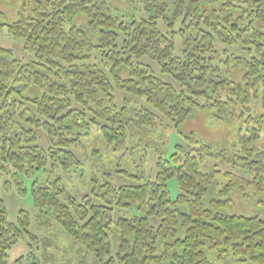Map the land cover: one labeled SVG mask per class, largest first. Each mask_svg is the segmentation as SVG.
<instances>
[{"label":"trees","instance_id":"1","mask_svg":"<svg viewBox=\"0 0 264 264\" xmlns=\"http://www.w3.org/2000/svg\"><path fill=\"white\" fill-rule=\"evenodd\" d=\"M8 30L35 60L0 46V180L10 176L6 186L25 195L22 177L33 179L34 207L78 253L97 264H221L224 256L264 264V0H23ZM196 113L236 123L241 155L184 132ZM164 121L184 142L171 153L152 148L148 175L144 135L170 129ZM92 133L114 151L143 150L142 171L115 170L137 181L89 179L101 202L72 194L64 176L84 167L72 149ZM235 160L244 174L219 169ZM234 196L254 198L262 214L234 213ZM31 226L24 209L11 221L0 197V264L25 236L42 259L33 251L14 264H57L43 250L51 241Z\"/></svg>","mask_w":264,"mask_h":264},{"label":"rangeland","instance_id":"2","mask_svg":"<svg viewBox=\"0 0 264 264\" xmlns=\"http://www.w3.org/2000/svg\"><path fill=\"white\" fill-rule=\"evenodd\" d=\"M117 5L120 7H126L127 3L119 2ZM22 7L23 0H0V11L4 14L2 22L6 23V25L0 30V46L11 49L17 59L27 63L35 60L34 53L25 48L24 38L17 37L8 30V24L18 19L19 13L22 11ZM157 74L166 81L171 80L168 75L160 73L159 70L157 71ZM164 123L169 125L170 129H165V132L160 133V128L157 127L154 134L155 137L149 138L150 136L148 137L147 135H144L143 144H149L152 146L148 151L150 152L148 156L149 160L146 162L149 167L148 175L154 176V171L150 170L151 168L154 169L153 155H155V153L152 152L154 149L162 151L166 149L167 153H171L174 151L177 143L184 142L182 134L180 135L177 131H175L176 127L174 124L170 125L167 121H164ZM182 128L184 132H195L197 136L202 137L215 148H222V145L225 143L229 144V147L231 148V155L234 159L241 155V152L239 151L240 146H238L240 145L237 130L238 126L232 121L214 120L207 114L196 113L182 126ZM39 134L41 139L40 144L47 146V138L45 134L43 132H40ZM159 134L163 136L164 145H162L163 142L160 143L158 140ZM136 142V137H134V139L130 142V145L135 147L137 145ZM138 147L137 149L141 150H138L132 156L128 155V151L125 149L126 147L119 151H114L113 148H109L105 145L104 141L98 137L97 133H92L88 138L84 139L82 145L76 146L72 149L80 156L85 165L81 169H73L68 174L64 175L68 190L72 194L88 193L97 199L98 202H101L102 198L99 195L95 196L94 191H92V184L88 182L90 178H105L107 180L112 179L114 182L113 184H125L137 181L136 178H126L123 174L121 175V173H115V170L128 167L127 170L132 173L135 172V169L138 172L142 171L143 168L139 167L138 169L135 164H140V157L143 153L142 147ZM133 162L135 165H133ZM208 163L209 165H213L216 161L211 160ZM235 164H239L238 160H235L233 165H221L219 169H232L239 174H244L242 168H239ZM147 166H145V169ZM105 172H108L110 176H107ZM10 179V176L2 175L0 180V197L5 201L11 221H17L18 211L20 209L30 212L32 215V226L30 227V230L33 233H36L40 238L46 237L47 241H51L46 249L43 247V250H45L49 256L51 255L52 257H55L57 264H97L93 255L87 253L84 249L82 254L78 253L81 246L76 243L71 236L62 231L49 214L40 212L34 207L32 197L33 179L22 177L25 182L24 184L28 189L25 195L19 194L15 183H11V188L6 186L5 182ZM145 179L146 178L143 180ZM168 184L171 197L176 198L179 194L177 179L175 177L170 178ZM233 199L236 201V209L233 210L234 213H244L249 215L262 214V209L257 206L258 203H255L254 198L251 199V201L253 200L254 202L243 201L248 199L246 196L243 197V199L239 196H234ZM259 200H261V198H259ZM39 249L40 248L36 245L30 246L27 236H25L10 251L8 264H14L17 258L33 251H37L39 259H42V251ZM115 253L116 250L113 251V254ZM43 257L45 259V256ZM241 258L244 257L224 256L223 258L219 257V261L221 264H253L248 261H242L240 260ZM47 264H53V262H48Z\"/></svg>","mask_w":264,"mask_h":264}]
</instances>
